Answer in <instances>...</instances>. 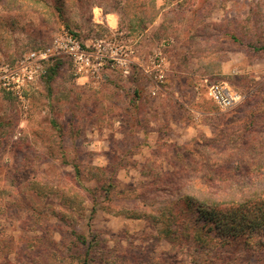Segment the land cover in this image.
Here are the masks:
<instances>
[{
    "label": "rangeland",
    "instance_id": "374dc122",
    "mask_svg": "<svg viewBox=\"0 0 264 264\" xmlns=\"http://www.w3.org/2000/svg\"><path fill=\"white\" fill-rule=\"evenodd\" d=\"M65 33L89 70L50 57L0 90V264H193L155 209L264 166V0H0V67ZM210 83L242 101L221 108ZM171 121L194 132L170 141ZM222 257L264 263L240 239Z\"/></svg>",
    "mask_w": 264,
    "mask_h": 264
},
{
    "label": "trees",
    "instance_id": "16d2710c",
    "mask_svg": "<svg viewBox=\"0 0 264 264\" xmlns=\"http://www.w3.org/2000/svg\"><path fill=\"white\" fill-rule=\"evenodd\" d=\"M256 171L255 179L244 184L217 190L206 185L185 187L166 201L167 212L155 209L154 218L163 224L166 235L182 243L190 263L223 261V247L237 239L252 250L264 251V166ZM174 205L178 211H173Z\"/></svg>",
    "mask_w": 264,
    "mask_h": 264
},
{
    "label": "built area",
    "instance_id": "2783aa9c",
    "mask_svg": "<svg viewBox=\"0 0 264 264\" xmlns=\"http://www.w3.org/2000/svg\"><path fill=\"white\" fill-rule=\"evenodd\" d=\"M67 56L79 69L89 70L91 58L94 53L86 50L81 45L76 36L65 33L57 36L44 47L32 50L28 53V62L18 68L11 69L8 66L0 67V90L3 88H20L24 83L35 79L37 71L41 68V63L50 57ZM103 56V54H100ZM164 74L159 72L155 78L162 81ZM207 96L223 109L232 108L242 101V95L231 89L229 86L210 83L206 86Z\"/></svg>",
    "mask_w": 264,
    "mask_h": 264
},
{
    "label": "crops",
    "instance_id": "0c3cea01",
    "mask_svg": "<svg viewBox=\"0 0 264 264\" xmlns=\"http://www.w3.org/2000/svg\"><path fill=\"white\" fill-rule=\"evenodd\" d=\"M103 17L105 19V14H104ZM192 115H193V118H195V119L198 118L199 119V117L201 115H204V113H200L199 111L198 112L194 111V113H192ZM171 124H174V130L171 132V135H172L173 138L171 137L170 141L181 142V141L184 140L185 137L189 136V134L194 132L193 131V129H194L193 126H195V125H193V124L192 125H190V124L187 125V122H183V121H180V122L171 121ZM152 126H153V124H152ZM183 131H184V134L182 133ZM177 132H181V134L179 135V134H177ZM147 133H148V135L150 133V138L154 139L153 141L156 142V143H157V140H156L157 137L156 136H159V137H160V135L162 137L165 136L164 129L162 128V123H157V125H154V127H150L149 130L147 131ZM167 138H168V136H167Z\"/></svg>",
    "mask_w": 264,
    "mask_h": 264
},
{
    "label": "bare ground",
    "instance_id": "6f19581e",
    "mask_svg": "<svg viewBox=\"0 0 264 264\" xmlns=\"http://www.w3.org/2000/svg\"><path fill=\"white\" fill-rule=\"evenodd\" d=\"M96 15V17L98 18V15L97 14H95Z\"/></svg>",
    "mask_w": 264,
    "mask_h": 264
}]
</instances>
